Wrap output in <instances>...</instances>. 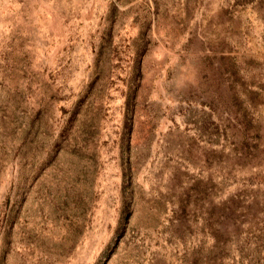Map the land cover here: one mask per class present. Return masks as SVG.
I'll return each instance as SVG.
<instances>
[{
  "label": "rangeland",
  "instance_id": "obj_1",
  "mask_svg": "<svg viewBox=\"0 0 264 264\" xmlns=\"http://www.w3.org/2000/svg\"><path fill=\"white\" fill-rule=\"evenodd\" d=\"M0 264H264V0H0Z\"/></svg>",
  "mask_w": 264,
  "mask_h": 264
}]
</instances>
